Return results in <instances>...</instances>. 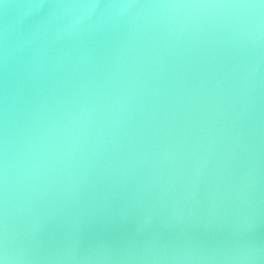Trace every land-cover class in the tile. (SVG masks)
<instances>
[{
    "label": "water",
    "instance_id": "water-1",
    "mask_svg": "<svg viewBox=\"0 0 264 264\" xmlns=\"http://www.w3.org/2000/svg\"><path fill=\"white\" fill-rule=\"evenodd\" d=\"M0 264H264V0H0Z\"/></svg>",
    "mask_w": 264,
    "mask_h": 264
}]
</instances>
